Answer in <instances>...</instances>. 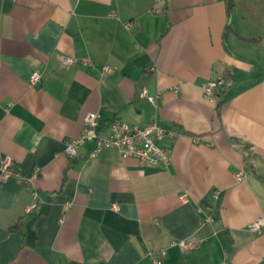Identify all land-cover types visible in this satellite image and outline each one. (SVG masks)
Segmentation results:
<instances>
[{"label":"crops","instance_id":"crops-1","mask_svg":"<svg viewBox=\"0 0 264 264\" xmlns=\"http://www.w3.org/2000/svg\"><path fill=\"white\" fill-rule=\"evenodd\" d=\"M260 30L253 0H0V160L14 161L0 264H154L160 249L163 264H264ZM89 112L103 135L116 118L174 132L156 141L170 164L89 158L92 142L70 159Z\"/></svg>","mask_w":264,"mask_h":264},{"label":"built area","instance_id":"built-area-1","mask_svg":"<svg viewBox=\"0 0 264 264\" xmlns=\"http://www.w3.org/2000/svg\"><path fill=\"white\" fill-rule=\"evenodd\" d=\"M132 27V24H128ZM86 63L87 60H81ZM62 62L64 65H74L79 60L72 56H63ZM105 72H110L109 66L103 67ZM42 75L39 72H33L30 77V84L40 82ZM226 85L225 77H218L210 79L204 86V96L208 99H214L216 95ZM145 94V92H144ZM153 105L156 106V98H149ZM98 116L97 112H89L84 117V127L82 132L74 138L66 140L65 153L70 159H75L79 154L81 146L88 142L93 143L90 149L89 158H96L104 148H115L119 151L123 158L134 157L137 158L141 165H162L168 166L171 162V157L166 148L160 146L156 141L167 138H174L175 133L166 130L156 121H152L146 125L132 124L122 119H114L109 126L107 135H103L98 131ZM13 158L9 155L3 156L0 160V170L2 171L0 179H7L13 171ZM237 179L241 180L244 172L237 173ZM186 194L182 196L185 199ZM38 207V196L35 193L29 211H33ZM113 208H117V204H113ZM264 225V219L259 218L250 224L252 230L260 232ZM180 245L188 250L192 243L182 241ZM166 254L165 249L151 250L149 255L152 257L154 264H163L162 257ZM222 264H231L225 260Z\"/></svg>","mask_w":264,"mask_h":264},{"label":"rangeland","instance_id":"rangeland-1","mask_svg":"<svg viewBox=\"0 0 264 264\" xmlns=\"http://www.w3.org/2000/svg\"><path fill=\"white\" fill-rule=\"evenodd\" d=\"M262 3H264V0H253V6H254L255 11H258V9H261ZM257 33H255V35L257 34L263 39L264 31L260 30V32H257Z\"/></svg>","mask_w":264,"mask_h":264},{"label":"trees","instance_id":"trees-1","mask_svg":"<svg viewBox=\"0 0 264 264\" xmlns=\"http://www.w3.org/2000/svg\"><path fill=\"white\" fill-rule=\"evenodd\" d=\"M16 226H18V225H16ZM16 226H15V227H16Z\"/></svg>","mask_w":264,"mask_h":264}]
</instances>
